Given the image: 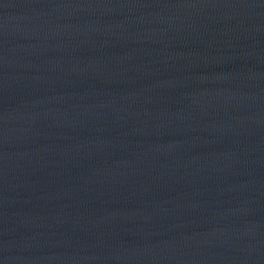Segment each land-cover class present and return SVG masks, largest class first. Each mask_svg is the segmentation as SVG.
<instances>
[{
  "label": "water",
  "instance_id": "water-1",
  "mask_svg": "<svg viewBox=\"0 0 264 264\" xmlns=\"http://www.w3.org/2000/svg\"><path fill=\"white\" fill-rule=\"evenodd\" d=\"M0 264H264V0H0Z\"/></svg>",
  "mask_w": 264,
  "mask_h": 264
}]
</instances>
